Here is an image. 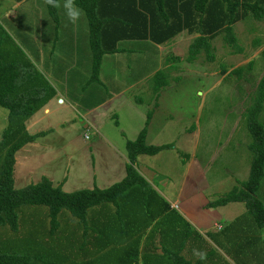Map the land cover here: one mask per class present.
<instances>
[{
    "label": "rangeland",
    "instance_id": "374dc122",
    "mask_svg": "<svg viewBox=\"0 0 264 264\" xmlns=\"http://www.w3.org/2000/svg\"><path fill=\"white\" fill-rule=\"evenodd\" d=\"M56 16L58 26L45 0H27L19 7L12 0H0V26L9 37L6 47L14 68L30 64L54 91L46 104L49 114L40 127L47 125L43 140L35 147L25 145L14 156V189L34 185L45 177L53 186L61 184L65 193L104 190L126 175L121 156L111 155L107 135L115 134L114 122L119 117L127 133V124L137 129V134H126L129 141L144 127L151 107L153 54L141 49L139 41H125L119 44L118 53L103 56L93 73L85 14L74 27L62 8L56 9ZM65 24L74 30L77 42L63 34ZM233 35L235 44H228L221 34L211 42L210 57L202 51L192 61L187 59L193 40L188 36L177 44L161 46V65L156 72H165L170 84L162 92L148 144L171 147L143 156L137 165L138 173L188 222L191 249L206 253L203 261L189 258L193 264H264V227L256 226L244 204L206 208L248 179L252 160L245 114L264 76V19L236 23ZM145 56L150 58L140 63ZM136 82L138 85L122 98L108 101L118 90ZM135 99L148 101V105L129 103ZM119 100L122 107L117 110ZM101 102L105 106L92 116L101 115L102 125L92 129L84 113ZM258 120L264 127V103ZM6 126L7 111L0 106V140ZM257 198L264 205V172ZM34 232L40 234L26 228L22 232L25 237L16 241H23L22 246L31 251ZM53 251L58 253L50 244L49 256ZM65 254L68 263L69 252Z\"/></svg>",
    "mask_w": 264,
    "mask_h": 264
},
{
    "label": "trees",
    "instance_id": "16d2710c",
    "mask_svg": "<svg viewBox=\"0 0 264 264\" xmlns=\"http://www.w3.org/2000/svg\"><path fill=\"white\" fill-rule=\"evenodd\" d=\"M12 1L20 4L27 0ZM76 2L88 23L93 73L98 71L101 58L118 53L119 44L125 41H148L162 46L180 34L192 36L187 58L192 61L202 51L210 57L211 42L221 34H225L228 44H235L233 26L236 23L247 18L264 19V0ZM46 6L57 26V8ZM8 41L0 26V106L7 111V126L0 140V264H84L82 260L85 264H138L142 250L146 249H140L142 238L151 239L155 229L161 231V244L168 238H175L180 244L176 252L162 247L161 264L165 261L166 264H193L192 254H183L184 243L191 241L188 223L134 168L139 156H154L171 147L145 143L157 101L170 84L168 75L160 70L151 79V107L136 139L125 143L128 164L126 175L119 183L104 190L93 188L65 193L61 184L53 186L42 177L34 185L14 189V156L36 138L27 134L25 124L54 97V91L30 64L14 68L10 49L6 47ZM263 103L264 76L245 114L252 138L248 179L206 206L242 203L260 228L264 227V205L257 198V190L264 172V127L258 119ZM26 228L40 232L31 234V251L29 246H22L23 241L21 244L16 241L18 237H25L22 232ZM149 228L151 231L147 234ZM50 244L57 247L58 253L53 251L49 256ZM145 251L143 264H148L153 259H146L156 252L151 248ZM65 252H69L68 263Z\"/></svg>",
    "mask_w": 264,
    "mask_h": 264
},
{
    "label": "crops",
    "instance_id": "0c3cea01",
    "mask_svg": "<svg viewBox=\"0 0 264 264\" xmlns=\"http://www.w3.org/2000/svg\"><path fill=\"white\" fill-rule=\"evenodd\" d=\"M16 5H17V7H19V4H16ZM64 22H66V20ZM58 25H59V23L57 22V26ZM65 26H66V24L64 25V27ZM72 26L74 27L73 24H72ZM65 28H67V29L63 31V34L68 35L70 41H72V39H73L74 42H77V40H76L77 37L75 36L76 34H75L74 30L70 31L68 29V26H66ZM55 32H57V31L55 30ZM85 37H86V35H84V38ZM184 37H186L185 34H180L175 39H173L172 41H170V42H168L166 44H168V45L173 44V43L174 44H177L181 39H184ZM88 39H89V37H88ZM188 39H193V37L192 38L191 37H188ZM139 42H141L139 44V47L141 49L143 47V49L145 50V52L147 54H153L152 58L154 60V64L155 65L153 67V70L152 71H149V72H150V75L155 74L156 73V70H158V68L160 69L161 63L159 65V61H160L161 55H162V52H161L162 51V47L161 46H157V45H153V44L149 43L148 41H139ZM149 58H150L149 56H145L144 59L140 60V63L145 64V60H147ZM134 85H138V83L136 82L133 85H128V86H126V87L118 90L117 93L114 94V96H112V99H109L108 98V101H112L113 102V101H116V100L122 98L123 94H125V92H128L131 88H133ZM163 95H164V93H161L160 94V99H158V101H157L158 106L154 110V112L152 114V118H151L150 123H149V126L147 128L148 130H147V134H146L145 143L148 146H152V145L148 144V139L150 137L151 128L153 127V125L155 123V120L157 118V115L160 112V109H161V100H162ZM147 102L148 101H144V103L141 102L140 104H138L136 102V100H135L134 102H129V103H133L135 106H138V107H142V106L144 107L145 105H148ZM117 104H118V106H117L116 109L117 110H118V108L121 109L120 108V107H122L121 106L122 105L121 100H119V103H117ZM104 106H105V103L104 102H101V103H99V104H97V105H95V106H93V107H91V108H89V109H87L85 111L84 114L87 115V117H89V122L88 123H89V125L91 126L92 129H95V128H97V130L100 129V127L102 125V119H103V117L101 115H95V116H92V115L98 109H100V108H102ZM109 113L110 112H108L107 115ZM48 114H49V110H48V108L45 105L33 117H31L26 122L25 128H26L27 134L30 135V136H35L36 137L35 140L32 143H29L28 144L29 146H31V147L38 146L41 143L40 141L43 140V137L46 135L44 133L45 132L47 133V131H45L44 128L47 125L44 126V128H40V127H42V124L44 122V119H46L45 117ZM112 117H114V116L112 115ZM107 120L109 121V123L111 122V120L108 117H107ZM126 126L130 130V131H128V133H127L126 129L122 126L121 120L118 117L117 120H116V122H114L115 134L113 132H111L110 135H107V137L110 140L109 144L112 147V149H111V155H116V156L119 155V156H121V158H120L121 159L120 165H121V168L122 169H123V163L125 164V168H126V165L128 164L127 153H126V149H125V143L127 141H129V139H128L129 137L126 136V134H130V132H132V134H137V132H138L137 129L136 130H132L130 124H127ZM42 129H44V131ZM118 133H121V134H118ZM103 153L104 152H102V154ZM143 156H145V155H143ZM143 156H139L137 158V160H136V163L134 164V168L137 170V172H139L137 165L139 164V160ZM113 160H114V158H113ZM187 166L190 168L189 165H187ZM49 181L51 182V180H49ZM166 202H168V201H166ZM175 203H177V202H175ZM169 205H170V208L173 209V207H174L173 205L174 204L171 202V203H169ZM202 208H204V206ZM175 209H173V210H175ZM207 209H210V208H207ZM196 230L197 229H195V231ZM150 231H151V228H149L146 233L149 234ZM159 232H161L159 229L158 230L155 229L152 232V238L151 239L148 238V237L146 238V236H144L142 238L140 249L146 248L147 251H148V249L151 248L152 252H156V253H152V256L148 257L146 260H150V258H151V259H153V261L156 260V262H157V261L160 260V251H162V247L164 249H167L168 248L170 252H176L177 249H178V247L180 246L179 240H177L175 238L173 240L171 238H168L167 239V242L164 241L163 244H161L160 237H159ZM190 232H191V229H190ZM148 243H149V246H148ZM191 247H192L191 242L184 243V251H183V254H185V256L186 255L189 256L190 254H192V258H194V256H193V250L191 249ZM146 249H143L142 250V254H140V257L138 259V264H143L144 263V259H143L144 257H143V255L145 253H147L145 251Z\"/></svg>",
    "mask_w": 264,
    "mask_h": 264
},
{
    "label": "clouds",
    "instance_id": "9594fccd",
    "mask_svg": "<svg viewBox=\"0 0 264 264\" xmlns=\"http://www.w3.org/2000/svg\"><path fill=\"white\" fill-rule=\"evenodd\" d=\"M45 2L53 9L62 8L63 14L70 24L75 25L84 16L83 9L77 4L76 0H45ZM193 255L201 261L206 259V253L199 250L194 249Z\"/></svg>",
    "mask_w": 264,
    "mask_h": 264
},
{
    "label": "water",
    "instance_id": "95a60500",
    "mask_svg": "<svg viewBox=\"0 0 264 264\" xmlns=\"http://www.w3.org/2000/svg\"><path fill=\"white\" fill-rule=\"evenodd\" d=\"M61 102V101H60Z\"/></svg>",
    "mask_w": 264,
    "mask_h": 264
}]
</instances>
